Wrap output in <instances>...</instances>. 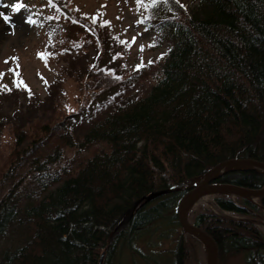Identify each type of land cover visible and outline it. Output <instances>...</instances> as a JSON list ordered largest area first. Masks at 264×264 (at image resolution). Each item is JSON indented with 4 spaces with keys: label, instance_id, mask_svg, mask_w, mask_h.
I'll list each match as a JSON object with an SVG mask.
<instances>
[{
    "label": "trees",
    "instance_id": "trees-1",
    "mask_svg": "<svg viewBox=\"0 0 264 264\" xmlns=\"http://www.w3.org/2000/svg\"><path fill=\"white\" fill-rule=\"evenodd\" d=\"M47 1L59 52L75 48L71 29L98 44L111 37L68 3L64 13ZM145 23L152 45L167 48L147 64L156 80L143 95L115 103L114 82L107 90L92 85L91 98L81 90L77 111L52 119L44 110L26 129L11 128L8 163L0 166V264H97L102 253V264H201L203 244L176 217L186 190L169 188L186 181L190 188L226 160L264 163V0H149ZM108 44L117 56L120 45ZM117 69L99 72L120 81ZM10 89L17 97L25 86ZM213 183L261 190L264 170L240 167ZM214 203L236 217L204 210L191 223L216 243L218 264L240 256L241 264H264L257 227L264 195L257 203L223 196ZM176 231L174 248H165ZM125 251L137 257L129 262Z\"/></svg>",
    "mask_w": 264,
    "mask_h": 264
},
{
    "label": "rangeland",
    "instance_id": "rangeland-1",
    "mask_svg": "<svg viewBox=\"0 0 264 264\" xmlns=\"http://www.w3.org/2000/svg\"><path fill=\"white\" fill-rule=\"evenodd\" d=\"M148 2L149 0H142V2L139 0H53V4L59 9L63 8V4L68 3L79 18L87 23H95L101 29L100 34L103 37L105 33L111 36L104 40V44H98L88 35H82L75 31L76 29H71L73 35L77 33L75 35L77 40H73L75 48L65 50L63 53L59 52L61 48L59 51L57 49L61 38L52 33V22L57 15L53 13L54 8L48 4L47 0H0V13L10 17V22H6L0 16V73L3 74L0 77V122L7 124L0 131V166L8 163L7 155L13 145L12 127L20 126L26 129L25 127L38 121L44 110L49 112L47 114L51 115L52 119L61 118L64 113L77 111L80 102L83 101L81 90L90 97L92 87H96V90L101 88L107 90L114 82L115 93H118L113 99L116 103L125 95L140 94L141 96L148 90L150 84H154L156 79L150 77L147 64H155L167 47L155 48L152 45L155 33L147 29L145 23ZM179 2L186 6L191 4V0H179ZM18 4H23L25 7L15 11L13 6ZM62 10L66 13L64 8ZM29 18L34 23H26V19ZM133 38H135V43H132ZM114 39L120 46L114 47L112 53L117 51L118 55L112 59L109 55L111 47L108 43L114 42ZM141 46L144 48L143 51H140ZM39 53L50 54L46 62L38 56ZM109 56L111 61H109ZM13 58H18V60ZM141 63L145 67L138 71L142 77L129 80L128 77L132 72L134 76L137 74L136 66ZM110 66L118 68L117 73L123 75L122 80H113L112 72L103 71L102 74L99 72L102 67L106 69ZM60 71L61 74H59ZM105 72H108V75H105ZM153 74L155 75V72ZM93 75H95L94 78H92ZM21 81L20 87H26L15 97L12 95L15 92L10 91V87H17ZM37 101L39 103H36ZM103 111H98L97 116L92 118V122L97 117H101L105 112ZM211 185L217 186L218 184L211 183ZM217 187L229 188L230 192L219 191L203 201L200 200L201 202L199 201L189 209L188 220L190 222L193 221L195 213L204 210L221 216L236 217L234 214L220 210L214 203V198L217 196H223L234 202L245 198L253 203H257L260 197L257 193L234 186L219 185ZM257 227L264 234L262 218L257 223ZM157 234L151 235L150 240H156ZM178 234L179 232L176 231L172 235L171 243L167 242L164 247L172 250ZM138 247L143 252L142 254L147 252L144 244L140 243ZM124 254L129 262L132 260L130 256L137 257V254L134 256L129 251H125ZM196 254L201 264L208 263L205 249L197 248ZM241 258V256L234 258L229 261V264H241ZM155 260L163 262L166 258L156 256Z\"/></svg>",
    "mask_w": 264,
    "mask_h": 264
},
{
    "label": "water",
    "instance_id": "water-1",
    "mask_svg": "<svg viewBox=\"0 0 264 264\" xmlns=\"http://www.w3.org/2000/svg\"><path fill=\"white\" fill-rule=\"evenodd\" d=\"M252 166L261 170H264V163L254 161V160H241V159H231L223 161L205 173L203 176L194 180V185L190 188L187 186L189 182H182L179 184H174L169 188V191H184V195L180 199L177 208H176V217L178 223L185 234H189L196 239H198L204 246V249L207 253V264H218V249L216 243L202 230L197 228L188 220V206L192 198L198 194L200 191L204 190L207 187H212L211 183L216 181L220 176L230 171L236 170L240 167ZM219 186V185H217ZM216 186V187H217ZM230 186V185H228ZM233 187V186H232ZM235 187V186H234ZM238 189L245 190L243 188L235 187ZM189 189V190H187ZM249 191V190H246ZM257 193L258 196L264 195V188L257 191H250ZM141 202L137 204L136 207L140 205ZM104 253L99 257L97 264H102Z\"/></svg>",
    "mask_w": 264,
    "mask_h": 264
},
{
    "label": "snow or ice",
    "instance_id": "snow-or-ice-1",
    "mask_svg": "<svg viewBox=\"0 0 264 264\" xmlns=\"http://www.w3.org/2000/svg\"><path fill=\"white\" fill-rule=\"evenodd\" d=\"M139 2H142V0H139ZM165 2H167V0H165ZM176 2L179 3V0H176ZM4 6L7 7V5H4ZM22 7H25V5H23V4H18V5H14V6H13V8H14L15 11H19L20 8H22ZM0 16H2L3 19H4L6 22H10V17L4 15L3 13H0ZM25 22H26V23H30V24H31V23H34V21H32L30 18H29V19H26ZM124 43H128V42H124ZM132 43H135V38H133ZM143 50H144V48H143V46H141V47H140V51H143ZM49 55H50L49 53H39V54H38V56H39L42 60H45V62L47 61V58H48ZM13 59H14V60H18V58H13ZM5 63H8V61H5ZM149 63H151V61H150ZM143 66H144L143 63L137 65V66H136V70L139 71L140 68H142ZM17 67H19V65H17ZM17 75H18V73H17ZM2 76H3V74L0 73V77H2ZM21 85H22V81L19 82L17 86H21ZM25 87H26V86H25Z\"/></svg>",
    "mask_w": 264,
    "mask_h": 264
},
{
    "label": "bare ground",
    "instance_id": "bare-ground-1",
    "mask_svg": "<svg viewBox=\"0 0 264 264\" xmlns=\"http://www.w3.org/2000/svg\"><path fill=\"white\" fill-rule=\"evenodd\" d=\"M219 191H227L230 192L229 188H221V187H207L204 190L200 191L198 194H196L192 200L189 203L188 209L192 208L196 203H198L200 200L203 201L206 199V197L210 196L211 194L218 193ZM240 191V190H239ZM222 194V193H221ZM241 197V196H240ZM248 198V197H247ZM200 201V202H201ZM207 204V203H206ZM195 209V208H194Z\"/></svg>",
    "mask_w": 264,
    "mask_h": 264
}]
</instances>
